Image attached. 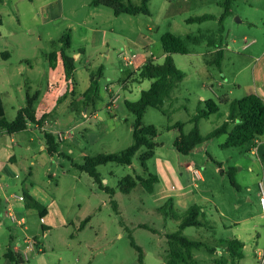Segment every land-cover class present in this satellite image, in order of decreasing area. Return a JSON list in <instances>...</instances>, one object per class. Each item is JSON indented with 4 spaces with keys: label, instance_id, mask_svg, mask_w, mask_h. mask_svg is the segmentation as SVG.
Returning <instances> with one entry per match:
<instances>
[{
    "label": "rangeland",
    "instance_id": "1",
    "mask_svg": "<svg viewBox=\"0 0 264 264\" xmlns=\"http://www.w3.org/2000/svg\"><path fill=\"white\" fill-rule=\"evenodd\" d=\"M220 2L148 0L150 14L116 16L92 0H0V99L5 116L13 121L26 106L27 94L37 91L36 115L47 113L44 129L29 122L22 132L0 135V264H14L7 257L10 251L19 254L23 264H140L132 240L142 248L144 264H166L165 234L177 230L179 221L165 220L158 211L165 196L154 197V191L141 185L130 193L119 188L128 175L148 174L156 175L155 185L168 192L165 201L189 194L182 203L173 201L181 215L194 204L204 207V217L214 228L188 227L185 236L211 246L233 238L243 241V258L228 264H259V252L264 260L262 152L252 154L248 144L222 148L226 135L205 141L187 155L174 147L179 130L172 126L182 122L184 133H189L191 120L200 106L206 109V100H214L219 112L200 120L203 136L227 120L230 102L256 89L264 93V0H234L222 24ZM207 14L215 18L187 22ZM167 32L186 42L187 54H172L185 77L171 99L144 114L143 124L158 129L155 155L147 160V168L140 160L145 148L131 165L98 167L103 184L115 190L112 195L80 166L86 156L119 153L133 144L135 116L126 102L137 101L150 87L149 80H138L146 61L165 62L161 37ZM67 33V53L75 59L74 83L64 78L61 58L52 65L49 61L52 52L61 50L59 41ZM220 46L224 59L219 68L208 61ZM62 80L67 81L65 87ZM93 81L97 87L89 98L86 92ZM93 114L97 119H90ZM50 132L57 143L52 154L47 151ZM12 151L15 160L7 161ZM5 163L8 168L2 172ZM189 163L203 179L188 170ZM230 168L238 187L230 182ZM3 173L8 179H1ZM28 192L48 207L47 219L14 198ZM10 195L16 201L13 209L26 218V229L6 214ZM26 208L29 213H22ZM28 239L38 243L26 251L25 259ZM194 256L198 264H215L219 253L201 248Z\"/></svg>",
    "mask_w": 264,
    "mask_h": 264
},
{
    "label": "trees",
    "instance_id": "2",
    "mask_svg": "<svg viewBox=\"0 0 264 264\" xmlns=\"http://www.w3.org/2000/svg\"><path fill=\"white\" fill-rule=\"evenodd\" d=\"M233 2L234 0H222V2H220V4L224 6V12L220 18L221 24L225 17L230 14ZM92 4L95 6L109 7L116 16L121 14H150L148 0H142L140 4H135L132 0H92ZM214 18L215 16L207 14L191 17L187 22L202 23ZM220 31H222V27ZM161 42L166 54L165 62L159 64L154 58H150L146 61L139 72L138 80L151 81L150 87L141 91L140 98L137 101L126 102L127 108L135 116V122L133 123V144L119 153L86 156L85 163L80 166L82 170L86 171L94 179L100 189L112 195L115 194V190L103 184V178L98 171V167L107 165L108 163L131 165L137 152L145 148L146 150L140 156V160L144 169L147 168V160L155 155V148L157 146L155 138L158 136V129L154 125L146 126L143 124L144 114L149 107L161 108L167 100L171 99L174 90L185 77L184 71L175 65L172 58V54H187L189 52L185 40L181 36L167 32L161 37ZM210 42L214 44V41ZM59 43L62 44L61 50L59 52H52L49 55V61L52 65L58 58H61L65 77L67 80H72L75 71V59L67 53V50L71 48V35L68 33L65 34ZM223 59L224 50L220 46L217 47L213 60L208 61V64H215L220 68ZM96 87L97 81H93L86 92L87 97L91 98L93 92L96 91ZM38 97V91L33 95L28 93L26 106L18 112L13 121L7 120L0 99V133L2 131H6L8 134L22 132L27 129L29 122L36 123L41 128L46 119V114L42 118H37L34 105ZM205 104L206 109L200 106L197 114L191 120L193 127L189 133H184V123L182 122H177L172 126L179 130V135L174 141V147L179 153L187 155L198 145L222 135L227 136L225 142L221 144L222 148L241 147L246 144L254 148L258 145L259 141L264 138V99L259 95L249 94L230 102L227 120L207 136L201 134L199 122L201 119L208 118L210 115L219 112V106L212 99L206 100ZM46 139L48 143L47 151L50 154L57 152V143L53 133H46ZM228 175L232 185L238 187L234 177V168H230ZM157 181L158 177L153 174H148L146 177L128 175L121 180L119 188L124 193H130L138 185H141L145 191L152 193ZM24 196L26 206L38 210L40 218L47 215L48 209L44 204L27 193H25ZM158 211L164 216L165 220L172 218L179 221L177 230L165 234L168 249L163 259L166 264H198V261L194 257V250L205 248L209 252L216 251L215 247L209 246L205 241L192 239L184 235V230L188 227L214 228L206 221L203 206L194 204L181 215L173 201L169 200L159 207ZM84 226L85 222L81 224V227ZM35 242L38 243L37 241ZM221 243L223 250H226L228 255L218 257L216 260L217 264H228L230 261L235 262L243 258V249L245 246L243 241L233 238L231 240H222ZM132 245L139 252V263L144 264L142 248L135 244L133 240ZM7 257L14 262V264L24 263L23 258L12 251L7 253Z\"/></svg>",
    "mask_w": 264,
    "mask_h": 264
},
{
    "label": "crops",
    "instance_id": "3",
    "mask_svg": "<svg viewBox=\"0 0 264 264\" xmlns=\"http://www.w3.org/2000/svg\"><path fill=\"white\" fill-rule=\"evenodd\" d=\"M61 63H62V61H61ZM62 67H63V74H64V78H65V73H64V66H63V63H62ZM64 80H66V79H64ZM67 81H69V82H71V83H74V80L72 79V80H67ZM67 81H63L62 80V84H61V87H65V84L67 83ZM150 84H151V81H150ZM50 89V88H49ZM49 91V90H48ZM58 92H59V90H58ZM58 92H56V94H55V96H57L58 95ZM250 94H257V95H259L260 97H262L263 99H264V93H262V92H259V91H257V89H256V91H252ZM249 95V94H248ZM87 102V101H86ZM86 104H88V103H86ZM43 114L45 115L46 114V116H47V113L44 111L43 112ZM38 118V117H37ZM89 118V117H88ZM39 119V118H38ZM90 119H97V115L96 114H93V115H91V117H90ZM46 123H47V119H45L44 120V122H43V126L41 127L42 129H44L45 128V125H46ZM4 133H7L6 131H2L1 133H0V135H2V134H4ZM8 134V133H7ZM16 134V133H15ZM9 135H14V134H9ZM65 139V138H64ZM261 152H262V155H264V139L263 140H261V141H259V143H258V145L256 146V147H252L251 148V153L252 154H261ZM8 160H15V152L14 151H12V152H10L9 154H8V156H7V161ZM189 165H192L193 167H194V165L193 164H191V163H189L188 164V166ZM8 168V166H7V164L5 163L3 166H2V168H1V171L2 172H4V171H6V169ZM195 168V167H194ZM196 169V168H195ZM197 170V169H196ZM199 171V170H198ZM194 174V173H193ZM195 175V174H194ZM17 175H15V177H16ZM196 176V175H195ZM197 177H199V178H201V179H203V176H202V174H201V172H199V175L197 176ZM1 179H3V180H6V179H8V176L6 175V174H1ZM33 188V187H32ZM262 188L264 189V185L263 184H261L260 185V192H261V190H262ZM135 189V188H134ZM171 190H173V187H171ZM168 192L166 191V190H163L162 188H161V186L159 185V184H156L155 185V187H154V193H152V195L155 197V196H157L158 198L159 197H161V196H165V198L161 201V205L159 206V207H161L165 202H167V201H165L166 200V197H167V194ZM25 194V193H24ZM27 194H29L31 197H33V198H35L36 200H38L39 201V197H37L35 194H33L32 192H28ZM189 195V194H188ZM188 195H186V194H181L180 196H178V197H176L175 199H173V201L174 202H176V203H182L183 201H184V199L188 196ZM11 196L12 195H10L9 197H8V199H7V202H8V204H9V211L10 210H13V211H17V210H14L13 209V205L15 204V200L14 199H12L11 198ZM14 198H15V196H14ZM39 202H41V201H39ZM42 203V202H41ZM26 204V203H25ZM43 204V203H42ZM175 205V204H174ZM47 207V206H46ZM30 209V208H29ZM32 209V208H31ZM47 209H48V207H47ZM23 210V209H22ZM179 210V209H178ZM8 211V212H9ZM7 212V213H8ZM179 212H180V210H179ZM6 213V214H7ZM18 214H19V217L20 218H23V220H24V222H22V221H18V222H16L17 224H19V226H21V227H23V228H27V226L25 225L26 224V218L24 217V216H22V214L21 213H19V212H17ZM22 213H29V211H28V208H26V211H22ZM181 213V212H180ZM8 215V214H7ZM48 215H49V209H48V213H47V215L45 216V217H43V218H41L42 220H45V219H47V217H48ZM162 215V214H161ZM40 217V216H39ZM167 220V219H166ZM210 224V223H209ZM211 225V224H210ZM213 226V225H212ZM214 227V226H213ZM197 240V239H196ZM30 241H32V240H30V239H28V240H26L25 242H30ZM222 241V240H221ZM221 241H220V243H218V244H216V245H209V246H211V247H215L216 248V251H215V253L216 252H218L219 253V256L218 257H220V256H227L228 255V252L226 251V250H223V247H221L222 246V243H221ZM31 244V243H30ZM34 245H37V243H33V245L31 244L29 247H27L28 246V244L27 245H25L26 246V249H25V253H24V256H25V259H28V255H27V250H30V249H32L33 247H34ZM245 247V246H244ZM224 252L225 253H227V255H224ZM214 253V252H213ZM259 254H262V253H258V259H259ZM195 257V256H194ZM218 257L216 258V259H214V263L215 264H217V262H216V260L218 259ZM196 259V258H195ZM264 263V260H263V262L260 260V263L259 264H263Z\"/></svg>",
    "mask_w": 264,
    "mask_h": 264
},
{
    "label": "built area",
    "instance_id": "4",
    "mask_svg": "<svg viewBox=\"0 0 264 264\" xmlns=\"http://www.w3.org/2000/svg\"><path fill=\"white\" fill-rule=\"evenodd\" d=\"M60 137L64 138L62 133H60ZM188 170L192 171L196 176L199 175V171L196 170L192 165L188 166ZM15 198L18 200H21V201H25L24 195L15 196ZM260 202H261L262 210L264 211V189L263 188H262L261 193H260ZM7 214L15 222H18V221L24 222L23 218H20L19 214L16 211L10 210ZM29 243H31L33 245L32 241H30ZM30 245H28L27 247H29ZM262 256H263V254H259V259L263 262Z\"/></svg>",
    "mask_w": 264,
    "mask_h": 264
}]
</instances>
